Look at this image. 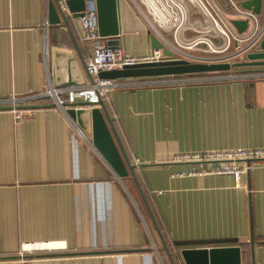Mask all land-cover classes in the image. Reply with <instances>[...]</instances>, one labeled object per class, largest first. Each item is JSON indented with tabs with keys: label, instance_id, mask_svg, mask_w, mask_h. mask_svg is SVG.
Here are the masks:
<instances>
[{
	"label": "crops",
	"instance_id": "1",
	"mask_svg": "<svg viewBox=\"0 0 264 264\" xmlns=\"http://www.w3.org/2000/svg\"><path fill=\"white\" fill-rule=\"evenodd\" d=\"M52 1L0 0V98L90 79L78 21L71 31L51 24ZM149 32H122L118 47L152 53ZM153 79L171 78L128 80L104 101L135 178H119L52 100L21 122L0 110V264H172L164 242L175 264H185L182 250L224 247L264 264V164L237 187L222 175L180 176L209 165L173 160L264 147V78ZM72 86L83 84L63 88Z\"/></svg>",
	"mask_w": 264,
	"mask_h": 264
},
{
	"label": "built area",
	"instance_id": "2",
	"mask_svg": "<svg viewBox=\"0 0 264 264\" xmlns=\"http://www.w3.org/2000/svg\"><path fill=\"white\" fill-rule=\"evenodd\" d=\"M64 1L61 0L63 7ZM129 2L147 29L172 53L171 56L165 55L162 50L136 56L126 53L120 47L109 46V39L99 33L96 2L88 0L77 21L81 39L90 47L86 70L91 79L83 86L49 87L40 93L0 98V106H13L10 112L16 121L21 122L32 118L36 109L17 106L52 100L55 110H60L70 118L67 114L69 108L93 109L101 100H107L112 91L132 86L126 85L125 82L101 79L99 73L102 71L136 64L178 60L230 62L236 58H244L248 52L257 48L264 37V24L260 22L259 16L243 8L238 0H129ZM234 20L247 21V29L240 33L233 24ZM229 54L231 55L227 56ZM211 56L213 59H209ZM219 56L224 57L218 58ZM170 78L153 79L147 84L158 87L259 79L264 78V69L242 76ZM72 123L75 133L84 137L82 130L73 121ZM173 160L178 163L209 165L203 169H193L188 174L181 173L180 176L222 175L233 178L236 186L241 187L245 175L255 165L264 164V147L184 152L176 154ZM35 246L25 247L22 255L35 251Z\"/></svg>",
	"mask_w": 264,
	"mask_h": 264
},
{
	"label": "water",
	"instance_id": "3",
	"mask_svg": "<svg viewBox=\"0 0 264 264\" xmlns=\"http://www.w3.org/2000/svg\"><path fill=\"white\" fill-rule=\"evenodd\" d=\"M87 1L65 0L63 7L61 0H53L49 5L50 23L53 25L64 23L67 29L71 31V21H76L82 15ZM95 2L98 9L99 33L102 37L109 39V46H119L116 39L122 32L147 31L146 26L136 16L134 10L126 0H95ZM241 6L260 15L262 13L263 0H243ZM233 24L240 33H243L248 27L247 21L234 20ZM149 35L153 51L162 50L165 55H172L152 32H149ZM245 69H264V37L257 48L248 52L241 61L208 63L178 60L143 63L124 66L121 69L111 71H102L99 73V78L123 83L133 79L227 74ZM82 78L83 80H78V82L69 80L65 84L57 83L55 88H63L72 84L84 85L87 83L86 78L84 79V76ZM46 107V105L41 104L17 106V108L24 109ZM12 108L13 106L11 105L0 106V110H11ZM67 114L92 142L94 148L119 178L123 179L130 174L134 178L136 177L135 166L131 164L122 148L104 101L101 100L93 109L69 108ZM163 245L172 264H175L167 244L164 242ZM181 255L185 264H242V251L240 247L186 249L181 251Z\"/></svg>",
	"mask_w": 264,
	"mask_h": 264
},
{
	"label": "rangeland",
	"instance_id": "4",
	"mask_svg": "<svg viewBox=\"0 0 264 264\" xmlns=\"http://www.w3.org/2000/svg\"><path fill=\"white\" fill-rule=\"evenodd\" d=\"M264 9V8H263ZM259 19H260V22L261 23H264V10L263 12L259 15ZM198 53V52H196ZM231 54L227 55V56H230ZM224 56H219L218 58H222ZM209 59H213V57H209ZM233 59V58H232ZM243 60L242 57L240 58H236V59H233L231 60L230 62H235V61H241ZM249 73H252V70L251 69H245V70H239V71H234V72H231V73H227V74H220V75H212V76H206V77H215V76H221V77H228V76H242V75H245V74H249Z\"/></svg>",
	"mask_w": 264,
	"mask_h": 264
},
{
	"label": "trees",
	"instance_id": "5",
	"mask_svg": "<svg viewBox=\"0 0 264 264\" xmlns=\"http://www.w3.org/2000/svg\"><path fill=\"white\" fill-rule=\"evenodd\" d=\"M253 71H258V70H252V72H253ZM216 75H217V74H216ZM218 75H220V74H218ZM207 76H208V75H207ZM209 76H212V75H209Z\"/></svg>",
	"mask_w": 264,
	"mask_h": 264
},
{
	"label": "bare ground",
	"instance_id": "6",
	"mask_svg": "<svg viewBox=\"0 0 264 264\" xmlns=\"http://www.w3.org/2000/svg\"><path fill=\"white\" fill-rule=\"evenodd\" d=\"M43 248H46V246L43 245Z\"/></svg>",
	"mask_w": 264,
	"mask_h": 264
}]
</instances>
